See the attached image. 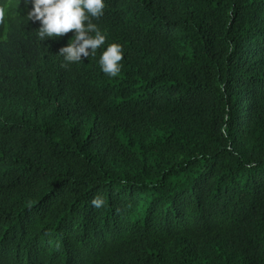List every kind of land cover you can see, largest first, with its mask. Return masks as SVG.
<instances>
[{"label":"trees","instance_id":"1","mask_svg":"<svg viewBox=\"0 0 264 264\" xmlns=\"http://www.w3.org/2000/svg\"><path fill=\"white\" fill-rule=\"evenodd\" d=\"M109 1L106 44L65 67L61 133L16 148L46 121L31 106L2 139L0 260L264 264V0ZM112 41L116 78L99 65Z\"/></svg>","mask_w":264,"mask_h":264},{"label":"clouds","instance_id":"2","mask_svg":"<svg viewBox=\"0 0 264 264\" xmlns=\"http://www.w3.org/2000/svg\"><path fill=\"white\" fill-rule=\"evenodd\" d=\"M118 8L119 3L109 0H0V156L7 157L3 137L14 138L21 122L34 117L31 106L46 121L18 144L13 142L16 148L35 132L41 139L50 132L61 133L60 121L73 117L78 101L77 93L68 88L70 74L65 67L84 63L106 44L107 35L98 26L115 19ZM137 25L130 20L127 35ZM123 60L121 43L112 41L100 55L101 71L116 78ZM254 65L264 75V53ZM92 204L100 208L103 201L96 198ZM61 240L70 246L67 237ZM0 264L8 262L2 259Z\"/></svg>","mask_w":264,"mask_h":264}]
</instances>
